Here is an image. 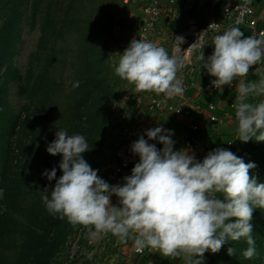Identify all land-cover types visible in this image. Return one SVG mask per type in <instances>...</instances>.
Masks as SVG:
<instances>
[{"label": "clouds", "instance_id": "obj_1", "mask_svg": "<svg viewBox=\"0 0 264 264\" xmlns=\"http://www.w3.org/2000/svg\"><path fill=\"white\" fill-rule=\"evenodd\" d=\"M175 40L180 50L183 38ZM208 45L205 30L189 48L200 50V71L214 77L213 88L222 92L224 86L236 82L232 142H264V73L255 68L253 74L261 78L247 79L250 68L264 63V33L245 37L238 26H229L212 38V54L205 57L202 49ZM117 55L115 75L136 89L166 97L183 93L177 78L180 64L164 47L133 38ZM79 86V81L72 84ZM173 135L162 125L148 129L130 145L138 157L130 175L122 184L110 185L83 158L90 150L85 136L57 130L46 152L61 157L58 169L62 174L56 179V167L42 173L49 182L55 180L51 190L46 186L40 191L46 210L59 219L90 226L95 235L110 233L121 242L132 239L139 252L148 249L181 258L183 264H204L206 252L218 253L226 243L240 240L247 244L242 256L252 259L257 255L253 212L264 210V183L249 175L256 165L225 148L197 159L190 147L175 149ZM157 144L162 147L158 149ZM3 195L0 188V199ZM113 196L115 206L110 200ZM235 251L229 247L227 254L234 256Z\"/></svg>", "mask_w": 264, "mask_h": 264}, {"label": "trees", "instance_id": "obj_2", "mask_svg": "<svg viewBox=\"0 0 264 264\" xmlns=\"http://www.w3.org/2000/svg\"><path fill=\"white\" fill-rule=\"evenodd\" d=\"M26 1L0 0V188L4 189L0 199V264H66L57 262L79 224L50 214L42 202L40 191L46 186L51 190L55 184L42 173L56 167V179L62 174L58 169L61 157L49 155L46 146L57 130L82 134L90 147L83 158L91 168L99 169L97 159L117 98L110 84L107 56L113 26L112 21L102 22L103 26L92 21L94 10L83 18L79 9L82 0H46L42 13L39 4L45 0H32L29 23L30 27L38 26L39 38L30 65L21 75L12 63L21 41L19 8L28 4ZM67 36H76L77 48H70L76 58L72 65L70 60L65 62L66 49L62 47L58 63L64 72H70L71 82L60 90L54 46L60 40L63 46ZM50 45L51 52H47ZM75 81L80 82L78 88L72 87ZM14 82L17 96L24 99L17 114L7 105L9 86ZM12 134L15 139L9 142ZM34 170L39 173L36 183L32 180ZM257 183H264V166ZM251 223L256 256L245 259L246 242L230 241L218 253L206 252L204 264H264V210L254 211ZM229 247L236 250L234 256L227 254ZM68 264L75 262L68 260Z\"/></svg>", "mask_w": 264, "mask_h": 264}, {"label": "crops", "instance_id": "obj_3", "mask_svg": "<svg viewBox=\"0 0 264 264\" xmlns=\"http://www.w3.org/2000/svg\"><path fill=\"white\" fill-rule=\"evenodd\" d=\"M148 1L122 0V11L115 22V27H117V35L113 41L115 47L110 49L112 79H115L119 89L124 93L121 105L126 106V109L131 113L126 116L130 125L129 135L133 136L134 142L148 129L162 125L163 128L173 131L172 139L175 141V149L190 147L195 152L197 159H202L209 151L216 148H225L231 151L232 146L237 142H232L236 135V121L232 108L236 95L234 89L236 82H233L232 88L224 86L222 92L217 89L204 92L203 87L210 83L214 77L208 76L203 69L200 71V65L197 61L198 55L185 69L188 82L184 99L172 101V107L180 109L179 114L168 111L167 108L162 110L150 109L151 102L154 99H163L164 94L138 90L132 83L115 75L114 66L119 60L117 54L122 53L133 38L143 39L141 33L133 31L132 25L136 24L138 27L143 25L142 8ZM235 2L237 0H199L197 8L191 13H184L179 4H175L162 12L155 28L145 40L164 47L171 56V38L177 30L190 24L202 26L212 22L225 23L223 7ZM254 9L257 26L264 29V0H254ZM176 16L178 21L174 20ZM239 28L245 37L251 35L252 30L247 26H240ZM218 33L209 38V45L203 52L205 57L212 54V38ZM255 68H261L262 73H264V63L249 69L247 79L250 81H258L261 78L259 74H253ZM210 107L213 109L211 110ZM211 117H215L216 121L211 122ZM134 121H139V124L137 122L130 124ZM150 143H154V141H150ZM161 147L157 144L158 149ZM199 150L203 152L200 153ZM135 163L131 165V169ZM101 178L105 180L103 175ZM110 200L112 205H117L116 197L113 196ZM101 237H109L112 241L108 243L99 239L98 244L93 245L98 250L95 257H97L99 264H183L181 258L164 257L162 254L148 249H145L142 254H137L132 239L121 242L110 233L99 235V238Z\"/></svg>", "mask_w": 264, "mask_h": 264}, {"label": "rangeland", "instance_id": "obj_4", "mask_svg": "<svg viewBox=\"0 0 264 264\" xmlns=\"http://www.w3.org/2000/svg\"><path fill=\"white\" fill-rule=\"evenodd\" d=\"M28 4H24L19 8L20 13V25H19V33L21 34V41L17 45V49L15 52V56L13 57L12 66L19 72V74L24 75L26 70L30 65V61L32 60V55L36 50V44L39 38V30L37 27H30V15H31V2L32 0H27ZM40 12L44 11L46 7V0L41 2L40 4ZM0 8H3V4H0ZM79 9L83 12V18L86 15H90V11L94 10L91 15L92 21H98L97 25L103 26L102 22L106 23L112 21L111 26L115 27V22L119 17V14L122 11V1L121 0H82L79 3ZM0 14L1 10H0ZM82 18V19H83ZM112 28V29H113ZM117 28V27H116ZM112 33V30H111ZM108 36V33H107ZM112 37V34H111ZM74 38L66 37L65 43L62 46L61 40L57 43L55 47L56 53V64L58 60L62 58V47L66 49L65 53V62H70L69 65L75 61L76 56L73 54L72 50L75 51L77 46L74 43ZM107 41V39H106ZM51 45L48 46L47 52H51ZM115 47L114 42L111 40L108 42L107 56L109 63V79L110 84L112 85L117 98L112 103L111 108V117L109 120V126L107 130V136L102 142L101 145V156L97 159L99 161V169L98 176H102L103 173L109 169V167L114 162V154L117 149L123 145L124 143H132L133 136H130L129 130L130 125L126 120V116H129L131 113L129 112L127 107L121 102L123 100L124 93L121 89H119L117 82L115 79H112V70H111V59H110V49ZM72 48V50L70 49ZM71 57V59H70ZM40 64L42 63L39 60ZM70 67V66H69ZM68 67V68H69ZM57 70L55 71L57 80L60 84H58V88L62 90V88H67V85L71 82V78L69 76V71L64 72L62 69V64H57ZM72 79H74L72 77ZM63 84V86H62ZM17 83H11L9 86V91L7 95V105L11 108V110L17 114L21 107L24 105V99L17 96ZM58 103L62 101V92L59 94ZM139 124V121L130 122V124ZM15 132V130H14ZM13 134L9 136L8 141H14ZM234 149V150H233ZM233 153L238 157H242L245 163L253 162L256 167L250 170L249 175L255 176L256 178L259 176L262 167L264 166V142H255L254 140H250L247 143H241L237 141L232 146ZM33 173V181L36 183L39 179L38 171ZM78 230L67 240L65 248L66 251L64 254H61L57 263H65L68 264V260H73L75 264H99L98 259H96L98 250L94 244H98V240L102 239V241L110 243L112 240L109 237H101L99 235L93 234V230L90 226L78 225ZM113 263V262H112ZM110 264V263H109ZM114 264V263H113Z\"/></svg>", "mask_w": 264, "mask_h": 264}, {"label": "built area", "instance_id": "obj_5", "mask_svg": "<svg viewBox=\"0 0 264 264\" xmlns=\"http://www.w3.org/2000/svg\"><path fill=\"white\" fill-rule=\"evenodd\" d=\"M199 0H149L147 4L142 8V12L144 15V22L141 27H138L136 24L132 25V29L135 32H139L142 34L143 39H146L151 31L155 28L157 21L162 16V12L166 11L169 7L174 6L175 4H179L181 10L184 13H191L195 11ZM223 19L225 23H218L212 22L206 25L198 26L194 24L187 25L180 30H177L172 38H171V56H174L178 63L180 64V68L178 71L177 78L181 81L182 87L184 89L181 95H177L174 97H166L161 100L154 99L151 102L150 109L152 110H162L163 108H167L168 111L174 112L176 114L180 113V110L177 112L178 108L172 107V101L174 99H184L187 91V82H188V75L187 71L185 70L187 66L191 63L192 59L199 54V49H192L189 48L192 44L195 43L197 36L206 30L207 38H209L218 33L222 32L227 29L229 26H247L250 28L251 35L250 36H260V34L264 33V29L258 28L257 26V19L255 18V9H254V0H237V2L223 7ZM175 21H178V17H174ZM112 37L111 40L115 41V37L117 35V28L114 27L112 29ZM182 37L183 43L178 44L180 50L176 47V40L175 38ZM189 37H192L194 40L189 41ZM204 47L202 51L204 52ZM213 51V47H212ZM257 66V65H256ZM255 65L253 67H256ZM232 86H228L232 88ZM211 86V82L206 84L203 87L204 92H209L214 90ZM212 110L213 107H210ZM211 122H215L216 118L211 117ZM195 129V128H194ZM132 143H124L121 145L116 153L114 154V162L113 164L107 169L103 176L105 181L109 184L117 185L123 183V178L129 175L130 167L133 163L138 161V157L134 156L130 151V145ZM202 153V150H199ZM135 248V247H134ZM137 254H142L143 252H139L135 249Z\"/></svg>", "mask_w": 264, "mask_h": 264}, {"label": "water", "instance_id": "obj_6", "mask_svg": "<svg viewBox=\"0 0 264 264\" xmlns=\"http://www.w3.org/2000/svg\"><path fill=\"white\" fill-rule=\"evenodd\" d=\"M188 39H189L190 42L194 40L192 37H189Z\"/></svg>", "mask_w": 264, "mask_h": 264}]
</instances>
